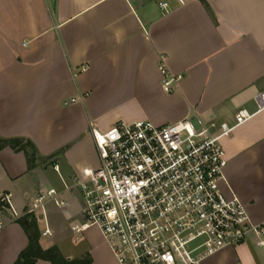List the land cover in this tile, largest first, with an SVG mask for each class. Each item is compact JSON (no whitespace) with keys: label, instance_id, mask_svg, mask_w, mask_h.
<instances>
[{"label":"crops","instance_id":"0c3cea01","mask_svg":"<svg viewBox=\"0 0 264 264\" xmlns=\"http://www.w3.org/2000/svg\"><path fill=\"white\" fill-rule=\"evenodd\" d=\"M182 1L0 0V140L21 141L0 144V195L18 214L48 189L68 203L58 211L48 204L43 249L58 248L53 218L80 216L79 195L67 188L99 164L93 130L194 116L232 125L241 108L251 118L220 138L222 190L264 224V110L255 105L264 90V0ZM161 67L179 77L170 92ZM0 223V264H14L27 236L2 207ZM100 238L77 256L58 250L68 260L118 264ZM200 264H264V249L248 242Z\"/></svg>","mask_w":264,"mask_h":264},{"label":"built area","instance_id":"2783aa9c","mask_svg":"<svg viewBox=\"0 0 264 264\" xmlns=\"http://www.w3.org/2000/svg\"><path fill=\"white\" fill-rule=\"evenodd\" d=\"M159 7L169 9L165 2ZM161 73L162 88L170 92L179 77L162 67ZM255 105L264 110V90L256 94ZM250 118V111L241 108L232 125L194 116L165 126L142 120L93 130L99 164L84 169L67 188L81 202V222L71 231L96 229L118 264H200L248 242L264 249V224L252 222L241 201L222 190L227 159L220 138ZM9 196L0 195V207L15 222L41 221L42 236L51 235L48 204L68 205L48 189L18 214Z\"/></svg>","mask_w":264,"mask_h":264},{"label":"trees","instance_id":"16d2710c","mask_svg":"<svg viewBox=\"0 0 264 264\" xmlns=\"http://www.w3.org/2000/svg\"><path fill=\"white\" fill-rule=\"evenodd\" d=\"M2 145H11L13 148L21 144V141L11 140V141H1ZM27 144H22L21 149H27ZM17 223L25 231L28 239V244L26 248L19 254L17 260L14 264H35L37 260H45L51 264H90L89 257H84L83 259L68 260L64 258L59 252L56 246H52L47 249H43L39 244V232L37 223L34 219L21 218Z\"/></svg>","mask_w":264,"mask_h":264},{"label":"rangeland","instance_id":"374dc122","mask_svg":"<svg viewBox=\"0 0 264 264\" xmlns=\"http://www.w3.org/2000/svg\"><path fill=\"white\" fill-rule=\"evenodd\" d=\"M49 171H52V165H50ZM53 178L55 179V176L53 175ZM51 207H54L51 204ZM56 211L60 210L56 207H54ZM54 222L56 220L57 223V229L61 230V233H58V248L63 254H72L74 256H77L85 251H87L88 245L90 243H97L100 240H102L99 234H96L95 231H97L94 228H91L88 231V234L85 235V238H82V234H73L71 231V226L74 224H79L81 222V217H74L73 219L65 220L63 217H56L53 218ZM49 221V219H48ZM37 227L39 232V237L41 238L42 231H43V224L41 221H37ZM39 238V240H40Z\"/></svg>","mask_w":264,"mask_h":264}]
</instances>
